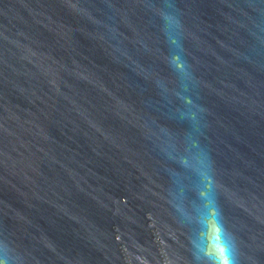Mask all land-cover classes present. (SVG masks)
Returning a JSON list of instances; mask_svg holds the SVG:
<instances>
[{"label":"water","instance_id":"1","mask_svg":"<svg viewBox=\"0 0 264 264\" xmlns=\"http://www.w3.org/2000/svg\"><path fill=\"white\" fill-rule=\"evenodd\" d=\"M264 264V0H0V261Z\"/></svg>","mask_w":264,"mask_h":264},{"label":"clouds","instance_id":"2","mask_svg":"<svg viewBox=\"0 0 264 264\" xmlns=\"http://www.w3.org/2000/svg\"><path fill=\"white\" fill-rule=\"evenodd\" d=\"M0 264H4V262H3V261H0ZM224 264H232V262H231L230 259H228V260H226V261L224 262Z\"/></svg>","mask_w":264,"mask_h":264}]
</instances>
